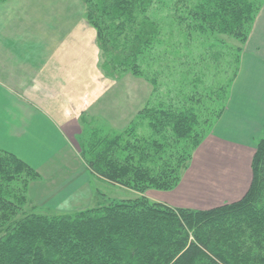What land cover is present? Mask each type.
Segmentation results:
<instances>
[{
    "label": "trees",
    "instance_id": "16d2710c",
    "mask_svg": "<svg viewBox=\"0 0 264 264\" xmlns=\"http://www.w3.org/2000/svg\"><path fill=\"white\" fill-rule=\"evenodd\" d=\"M82 3L105 74L122 69L143 76L137 59L159 35L158 25L146 16L153 0ZM263 3L197 0L187 14L176 13L178 24L192 23L222 46L219 37L230 40L229 88ZM227 92L216 113H206L197 100H179L142 109L122 133L93 125L81 150L85 165L106 182L141 194L131 200H102L71 212L26 211L28 183L39 174L0 151V264H264V137L254 148L250 185L236 202L208 210L175 209L142 196L148 188L169 191L178 185L204 133L224 113ZM143 123L145 135L136 131Z\"/></svg>",
    "mask_w": 264,
    "mask_h": 264
},
{
    "label": "crops",
    "instance_id": "0c3cea01",
    "mask_svg": "<svg viewBox=\"0 0 264 264\" xmlns=\"http://www.w3.org/2000/svg\"><path fill=\"white\" fill-rule=\"evenodd\" d=\"M57 3L58 0L0 2V151L16 156L37 171L39 180L29 187V195L36 202L44 199L59 210L75 211L86 207L94 195L89 172L80 163L73 143L81 132V116L98 117L121 130L136 107L124 104L121 93L111 92L110 85L101 80L96 33L85 27L81 11H69L67 5L59 9ZM263 131L264 3L243 45L224 113L196 155L197 163L204 162L206 172L211 168L208 162L221 161L220 156L226 164L236 151L238 167L234 160L231 168L218 165L217 169L242 178L238 172L244 170L239 168L244 161L249 170L255 141ZM195 175L188 178L194 182L200 178ZM243 178L232 191L240 195L228 203L240 200L246 193L250 170ZM184 179L185 184L165 202L189 207L177 196L178 191H186L187 176ZM72 202L82 206L66 208ZM222 204L194 208L208 210Z\"/></svg>",
    "mask_w": 264,
    "mask_h": 264
},
{
    "label": "rangeland",
    "instance_id": "374dc122",
    "mask_svg": "<svg viewBox=\"0 0 264 264\" xmlns=\"http://www.w3.org/2000/svg\"><path fill=\"white\" fill-rule=\"evenodd\" d=\"M196 1L197 0H153V4L147 10L146 16L150 21L158 25L159 35L155 40L156 43L150 45L146 52L137 59V64H139L143 76H136L130 71L122 69L113 72L112 76L106 75L100 68L103 55L97 46L99 52L97 68L101 75V80L106 81L108 85H110L111 92L114 91L117 95L120 92L123 103L127 104L128 107L131 105L135 106L136 110L128 124L121 130L113 127L105 120L98 117L90 116L88 114L81 116L79 120L81 132L74 138L73 143L80 163L89 172L92 187L94 188L93 199H91L83 209L91 208L98 202H102V200L124 201L141 196V194H138L135 191L106 182L95 175L85 165V162L81 157V150H85V136L94 129L93 125L106 127L108 132L122 133L134 123L137 115L145 108H155L161 104L169 106L178 103L179 100L187 101L188 103L197 100L201 103L200 107H202L206 113H216L218 108L224 102L227 89L229 88L228 86L233 79V67L226 66L227 62L231 59V56L228 55L233 52V47L229 48L232 43L230 44V40L226 37H219L225 42V45L222 46L221 43L218 44L213 38H207L206 34H201L193 29L192 23L190 24L187 21H183L181 25L178 24L176 18L177 12L181 11L180 14H185L183 13L185 11L187 14V12L193 9ZM66 5L69 6V11H81L83 20L85 21V27L88 26L89 29H93L96 33L85 17V6L83 5L82 0H58L57 6H59V9L62 7L64 10ZM216 37L217 36L215 35L214 38ZM95 41L97 44V39ZM210 43H215L213 48L209 46ZM231 86L227 92L228 98L225 103L228 102ZM190 99L193 101H190ZM216 100L218 101L215 102ZM217 121L213 124L211 129L206 130L204 133V138L192 153L187 168L181 172L180 181L173 190L163 191L148 188L144 191L142 196H144L149 203H161L171 208H179L168 204L164 199H168V196L174 194L182 183L185 184L184 177L186 176V187H184V189L186 188V191L184 190L182 193L181 191H178L180 194L177 196H180L181 201L189 207H181V209L200 210L194 208V206L204 208L215 203H223L222 205H224L228 204L227 201H232L240 195L239 193L232 191L237 189L239 185L238 183H241L244 179L243 175L246 171L248 172L250 170L252 176V158L249 170L244 161L241 164L239 169L243 167L244 172L238 173L242 174V178H235V173L228 175L222 174V170L220 169L218 171L217 169L218 165L230 166L231 168V166L234 165V160L235 164L238 163L239 155L236 151L231 155V162H229L230 159L227 158L228 163L226 164L223 162V157L220 156L219 160L221 161L214 160L208 162L207 164L209 165V168H211L206 172L203 170L205 167L202 168V165H205V163H197L198 158L196 155L205 147V142L212 134V130L217 124ZM136 131L139 134L144 133L145 135V133H147L146 123L139 124ZM263 137L264 131L262 135L256 139L255 145ZM255 145L253 149L255 148ZM81 147L84 148L81 149ZM249 149H251V147ZM195 174H199L198 177L200 178L193 182V180L188 177ZM38 180L39 179L28 183L26 194L29 202L26 203L24 209L26 211L40 213H52V211L54 212L57 210L62 211L52 206L51 201H44V199H42L41 201L36 202V200L29 195V187L31 183L37 182ZM187 181L189 183H187ZM236 184L237 187L235 186ZM241 185L239 191L242 188ZM16 187L21 190L20 184L16 185ZM189 189H191L193 193H190L191 191H189ZM71 201L75 200L72 199ZM177 203L179 204V202ZM79 204V202L78 204L77 202H72L71 204L69 203L66 205V208H73V206H77L78 208V206H82Z\"/></svg>",
    "mask_w": 264,
    "mask_h": 264
}]
</instances>
